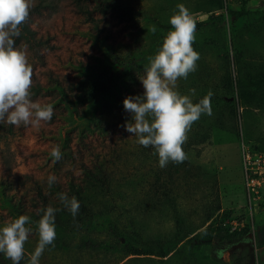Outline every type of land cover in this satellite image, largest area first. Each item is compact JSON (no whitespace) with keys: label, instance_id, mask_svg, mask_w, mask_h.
Here are the masks:
<instances>
[{"label":"rangeland","instance_id":"374dc122","mask_svg":"<svg viewBox=\"0 0 264 264\" xmlns=\"http://www.w3.org/2000/svg\"><path fill=\"white\" fill-rule=\"evenodd\" d=\"M31 2L40 4L29 22L37 43L30 46L21 39L16 46L28 45V61L33 68L31 98L51 104L54 114L39 127L0 121L4 126L0 130V223L9 222L1 207L2 193L14 195L26 204L31 202L32 208L40 203L41 192L58 201L49 189V175L56 177L52 186L68 192L70 182L81 183L86 168L97 161L106 159L112 163L114 173L119 174L132 160L131 155L142 151L144 147L138 138L126 131L131 114L124 110L123 100L143 95L140 78L145 75L148 62L125 72L116 80L109 96L98 104L79 103L74 85L88 74L96 77L94 72L104 68L109 59L93 38L98 37L110 49H117L120 43H131L132 25L117 17L121 5L139 12L140 26L144 31L149 29V37L156 42L151 49L156 53L171 29L169 18L178 11L176 6L183 4L196 23L192 46L199 60L187 79L178 80L176 90L191 96L194 103L211 91L212 114L201 115L187 133L183 145L187 159L178 169L175 212L165 206L164 214L158 212L147 220L149 239L145 238L144 247L141 248L139 239L127 242L132 250L146 252L145 244L153 245L155 236L165 238L170 233L169 221L174 214L182 229L197 226L203 217L209 216V222L200 230L202 242L191 240L190 236L177 244L172 258H152L157 262L164 260V264H264V210L247 217L238 234L216 227L220 210L228 213L245 207L241 144L264 152V96L240 98L235 89L240 80L250 83L264 80V0ZM153 26L155 33L151 31ZM78 69H86L87 73L82 75ZM9 127L13 135L5 138ZM56 146L62 153L59 161L50 155ZM147 154L145 166L160 171L158 161L154 162L151 154ZM162 181L164 173L159 182ZM208 227L213 230L210 242H207ZM121 240L124 245L126 240Z\"/></svg>","mask_w":264,"mask_h":264},{"label":"trees","instance_id":"16d2710c","mask_svg":"<svg viewBox=\"0 0 264 264\" xmlns=\"http://www.w3.org/2000/svg\"><path fill=\"white\" fill-rule=\"evenodd\" d=\"M40 4L31 2L29 17L21 25V36L16 39V45L21 39L33 46L37 43L34 31L29 25L31 16L37 12ZM117 17L120 20L129 21L131 43H120L114 48H109L99 38H93L95 45L104 56L109 59L105 61L104 68L95 71L96 77L89 74L80 80L74 88L77 90V101L88 105L98 104L102 98L109 96L115 86L116 80L121 79L125 72L133 71L142 67L148 62V57L155 52L151 46L156 42L148 35L149 29L144 31L140 26L139 12L128 5H121ZM149 48L146 50V48ZM100 60V59H99ZM149 63V62H148ZM103 65V64H102ZM80 74L85 75L86 69H78ZM91 73V72H90ZM236 94L240 98H260L264 96V80L255 83L240 80L236 82ZM232 92V90H231ZM123 109V108H122ZM0 124V130L3 129ZM13 135L12 128H7L5 138ZM134 152L130 163L119 174L114 173L112 163L106 159L97 161L91 168H86L82 182L74 184L70 182L68 192L62 191L58 186L49 187L51 193L58 199L59 193H66L69 198L76 197L79 202V212L75 218L58 201H53L41 192L39 193L40 203L31 207V202L15 198L14 195H1V207L5 210L9 221L18 218L20 215H27L30 223L26 225L32 229L28 240L25 243L24 258L20 264H28L31 253L38 244V232L36 222L42 215V209L52 206L60 209L55 214L56 238L53 245L48 246L39 264H164L157 262V259L172 258L178 243L183 242L191 236V240L201 241L202 231L210 217L202 218L201 224L182 229L178 227L179 220L174 214L169 221L172 225L170 233L154 237L153 245L145 244L148 249L142 252L140 249L132 250V245L127 242L129 239H139L144 247L147 232V220L158 212L164 214V207H169L175 212V192L178 183L179 164L169 162L161 168L153 170L145 166L149 158L154 162L158 161L155 150L149 146ZM140 156V157H139ZM158 165V163H157ZM125 170V171H124ZM164 173V181L159 182ZM231 212H225L223 218H227ZM5 223H0L3 227ZM210 226V224L208 225ZM217 229L229 233L221 228L216 220ZM208 227L210 233L207 242L211 241L212 228ZM241 230L232 235L240 233ZM200 238V239H199ZM121 239L126 240L124 245L120 244ZM200 242V243H201ZM131 246V247H130ZM152 252V253H151ZM0 264H12L11 260L0 253Z\"/></svg>","mask_w":264,"mask_h":264},{"label":"clouds","instance_id":"9594fccd","mask_svg":"<svg viewBox=\"0 0 264 264\" xmlns=\"http://www.w3.org/2000/svg\"><path fill=\"white\" fill-rule=\"evenodd\" d=\"M30 7L31 0H0V121L6 120L14 126L39 127L42 122L52 119L53 106L31 98L33 68L28 61V45L16 46ZM176 8L178 11L169 18L171 29L156 53L147 58L149 66L140 78L143 95L128 96L123 100L124 110L131 114V121L125 125L126 131L135 135L141 146H151L155 150L160 168L169 162L179 164L187 159L183 145L188 139V131L201 115L212 114L211 91L194 103L191 96L181 95L176 90L178 80L187 79L196 70L199 60V54L192 46L195 20L185 5L178 4ZM151 31L156 32L155 26ZM190 92L194 94L195 90ZM50 155L59 161L62 158L59 146L53 147ZM55 182V175H49L48 186ZM58 199L75 218L80 208L76 197L59 193ZM41 211L36 222L39 240L28 264H39L45 249L53 245L56 238L55 214L60 209L48 206ZM30 222L29 216L20 215L0 227V253L12 264H20L24 258V246L32 232L26 226Z\"/></svg>","mask_w":264,"mask_h":264},{"label":"built area","instance_id":"2783aa9c","mask_svg":"<svg viewBox=\"0 0 264 264\" xmlns=\"http://www.w3.org/2000/svg\"><path fill=\"white\" fill-rule=\"evenodd\" d=\"M240 168L242 171L243 194L245 207L231 211V215L223 218L220 210L218 225L229 233H235L245 227L247 217L252 218L264 210V152L246 147H240ZM261 210V211H260ZM233 212L239 214L233 215ZM243 216L245 218H243Z\"/></svg>","mask_w":264,"mask_h":264}]
</instances>
